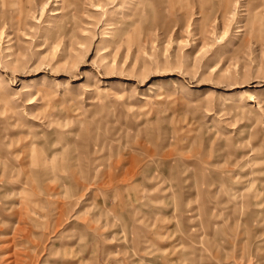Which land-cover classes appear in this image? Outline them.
Wrapping results in <instances>:
<instances>
[{
  "label": "rangeland",
  "instance_id": "374dc122",
  "mask_svg": "<svg viewBox=\"0 0 264 264\" xmlns=\"http://www.w3.org/2000/svg\"><path fill=\"white\" fill-rule=\"evenodd\" d=\"M65 2L0 0V264H264V0Z\"/></svg>",
  "mask_w": 264,
  "mask_h": 264
},
{
  "label": "bare ground",
  "instance_id": "6f19581e",
  "mask_svg": "<svg viewBox=\"0 0 264 264\" xmlns=\"http://www.w3.org/2000/svg\"><path fill=\"white\" fill-rule=\"evenodd\" d=\"M157 0H145V2L144 3H146V2H148V5H149V9L148 10H146V11H148V14L149 13H152V14H154V8L158 5L157 4V2H156ZM140 2V1H139ZM63 5H62V7L64 8V9H66L67 7H69V12L71 11H73V16L74 17H76L77 18V15H76V12H77V7L72 3V2H65V0H63ZM141 5V4H140ZM224 7V6H223ZM225 8V7H224ZM223 9V8H222ZM253 9H255V7H252L251 9H250V12H252V11H254ZM226 10V9H225ZM228 11V10H227ZM68 12V11H67ZM137 13H139L138 12V10H137ZM254 13V16L257 18V15H258V12L257 11H254L253 12ZM65 14V13H64ZM142 15V14H141ZM140 15V16H141ZM155 15V14H154ZM135 16V15H134Z\"/></svg>",
  "mask_w": 264,
  "mask_h": 264
},
{
  "label": "crops",
  "instance_id": "0c3cea01",
  "mask_svg": "<svg viewBox=\"0 0 264 264\" xmlns=\"http://www.w3.org/2000/svg\"><path fill=\"white\" fill-rule=\"evenodd\" d=\"M254 189H253V185L251 186V191H253Z\"/></svg>",
  "mask_w": 264,
  "mask_h": 264
}]
</instances>
